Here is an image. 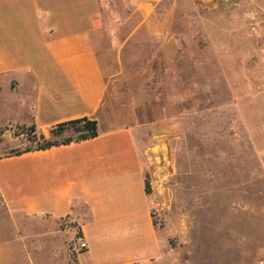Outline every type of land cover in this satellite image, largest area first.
I'll return each instance as SVG.
<instances>
[{"label": "rangeland", "instance_id": "rangeland-1", "mask_svg": "<svg viewBox=\"0 0 264 264\" xmlns=\"http://www.w3.org/2000/svg\"><path fill=\"white\" fill-rule=\"evenodd\" d=\"M102 1L104 108L155 134L150 174L179 228L155 264H264V0H151L146 18L132 0ZM10 145L0 139V154ZM1 229L29 246L9 264H75L67 218Z\"/></svg>", "mask_w": 264, "mask_h": 264}, {"label": "crops", "instance_id": "crops-1", "mask_svg": "<svg viewBox=\"0 0 264 264\" xmlns=\"http://www.w3.org/2000/svg\"><path fill=\"white\" fill-rule=\"evenodd\" d=\"M132 2L151 15V0ZM103 10L102 0H0V135L10 128L0 139L13 150L26 139L23 128L47 136L81 117L95 119L98 132L0 154V223L67 218L86 243L75 264H155L166 259L179 228L150 174L155 134L143 136L145 122L117 124L104 108L108 77L97 48L108 30ZM20 238L0 230V263L9 264L17 245L28 254Z\"/></svg>", "mask_w": 264, "mask_h": 264}, {"label": "trees", "instance_id": "trees-1", "mask_svg": "<svg viewBox=\"0 0 264 264\" xmlns=\"http://www.w3.org/2000/svg\"><path fill=\"white\" fill-rule=\"evenodd\" d=\"M26 134L27 140L31 144L24 148L13 149L10 153H22L31 150L45 149L51 146L95 137L98 134L97 121L95 119L81 117L61 122L52 126L47 136L43 133L36 132L35 127L31 125L27 127ZM145 190L147 193L150 192V186L147 181L145 183Z\"/></svg>", "mask_w": 264, "mask_h": 264}, {"label": "built area", "instance_id": "built-area-1", "mask_svg": "<svg viewBox=\"0 0 264 264\" xmlns=\"http://www.w3.org/2000/svg\"><path fill=\"white\" fill-rule=\"evenodd\" d=\"M86 247V243L80 240L79 242L74 243L73 245L70 246V250L72 252H77L79 250H82L83 248Z\"/></svg>", "mask_w": 264, "mask_h": 264}]
</instances>
